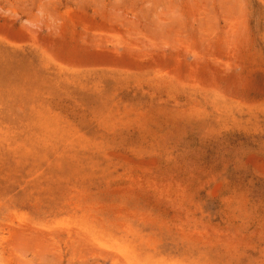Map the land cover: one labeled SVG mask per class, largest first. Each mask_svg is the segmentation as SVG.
Listing matches in <instances>:
<instances>
[{
	"label": "rangeland",
	"instance_id": "1",
	"mask_svg": "<svg viewBox=\"0 0 264 264\" xmlns=\"http://www.w3.org/2000/svg\"><path fill=\"white\" fill-rule=\"evenodd\" d=\"M0 264H264V0H0Z\"/></svg>",
	"mask_w": 264,
	"mask_h": 264
},
{
	"label": "bare ground",
	"instance_id": "2",
	"mask_svg": "<svg viewBox=\"0 0 264 264\" xmlns=\"http://www.w3.org/2000/svg\"><path fill=\"white\" fill-rule=\"evenodd\" d=\"M18 232H20V231H18ZM21 233V232H20ZM22 234V233H21ZM202 235V234H201ZM91 255V254H90Z\"/></svg>",
	"mask_w": 264,
	"mask_h": 264
}]
</instances>
